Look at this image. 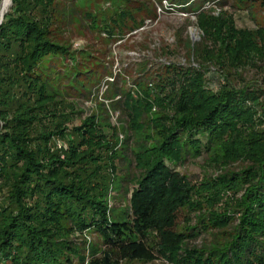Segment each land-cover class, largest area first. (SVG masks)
<instances>
[{"label": "trees", "instance_id": "16d2710c", "mask_svg": "<svg viewBox=\"0 0 264 264\" xmlns=\"http://www.w3.org/2000/svg\"><path fill=\"white\" fill-rule=\"evenodd\" d=\"M109 1L120 10L126 0ZM166 1L199 13L203 41L187 42L197 66L152 72L143 63L134 91L111 77L109 106L99 102L70 129L83 111L66 89L90 94L97 75L57 35L79 4L86 17L102 7L12 0L0 27V264H264V27L238 29L227 12L204 11L213 0ZM236 2L264 12V0ZM116 14V28L131 16ZM102 27L113 41L109 24ZM212 69L223 80L217 90ZM118 111L116 127L110 115ZM57 138L68 150L54 149ZM129 149L139 173L127 205L114 211L108 192L123 182L116 161ZM200 158L214 169L201 182L171 168ZM203 235L201 246L192 244Z\"/></svg>", "mask_w": 264, "mask_h": 264}, {"label": "rangeland", "instance_id": "374dc122", "mask_svg": "<svg viewBox=\"0 0 264 264\" xmlns=\"http://www.w3.org/2000/svg\"><path fill=\"white\" fill-rule=\"evenodd\" d=\"M111 2L109 0H97L102 10L97 11L95 14L93 11L94 7H91V17H86V10L88 9L82 6L84 3L82 5L79 4V8L75 10L76 18L73 19L74 21L71 20L70 23H62L60 25L61 31L57 35L59 41L71 45V51L84 52L87 58H82L79 55V64L83 65L84 69L91 70V72L97 75L95 78L97 79L96 82L94 81V85L90 86L92 88L90 94L85 92L83 96H78L73 89H66L70 94L67 97L68 101L77 104V108L83 111L82 114H79V118H74V124L69 126L70 129L74 126H80L81 120L96 112L95 107L99 102L104 103L106 107L109 106L110 102L105 100V95L107 83L113 81L111 77L116 79L115 83H117L118 88L126 87L125 89L134 91L133 83L142 77L140 68L143 63H148V68L152 72L158 70L160 67L171 64H177L186 68L197 66L190 57L191 51H188L187 42L190 41L193 46L203 41V33L198 25L196 16L199 13H185L182 9L174 7L166 0H162L161 2L156 0H126L120 10H125L127 13L131 12V16L125 17L124 24L116 28L111 21L114 18L118 19L116 13L120 10H115L114 7H111ZM252 7L253 9L250 10L244 5L240 9L237 7L236 0H213L206 4L203 10L208 11L210 8H213L215 11L214 15L217 16L222 12H227L233 16L238 29L254 30L258 27H264V12L261 10L259 4L252 5ZM12 8L13 2L6 15L11 12ZM92 15H96L94 19L96 22L94 23L95 26L91 25L93 24ZM133 19H135L136 23H133ZM105 22L113 30L111 31L113 33L110 35L114 37L113 41L108 39L109 33L104 32L105 28L102 26ZM68 67H70V63ZM68 67L64 66L61 72H69L70 69ZM214 72V69H212V72L208 76L211 77L210 87L217 90L220 84L223 83V80ZM249 74L247 76H250V80L257 79L256 76L254 77L253 72ZM122 79L125 80L126 84H122ZM65 83L66 81H62L60 84L66 85ZM120 119L124 120L121 111L110 115V123L113 126L119 127ZM2 126L0 123V128ZM102 131L107 138L113 135V130L108 127L103 128ZM67 137L69 140L74 139L71 131L67 133ZM120 137L123 138L121 132ZM58 143L63 145L62 151L68 150L67 140L54 139L53 147L55 150L58 149ZM131 145L132 143L130 142ZM122 158L116 161V165L118 167V177H121L123 182L118 184L115 189H111L110 187L108 192L109 206L115 208L114 211H118L117 207L127 205L131 192L135 187V177L139 173L138 168H136L135 158L130 149L124 153ZM171 168L190 177L193 182H201L208 172V174L214 173V169L205 165L203 158L195 161L187 160L177 168L173 166ZM232 168L238 171L240 165L236 164ZM188 215L193 218L195 216L194 213H188ZM207 238L206 235H203L193 240L192 244L201 246ZM78 240L79 242L82 241L80 238ZM88 241L92 244L98 243L96 235H89ZM123 264L170 263L164 259H160L153 263L125 262Z\"/></svg>", "mask_w": 264, "mask_h": 264}, {"label": "bare ground", "instance_id": "6f19581e", "mask_svg": "<svg viewBox=\"0 0 264 264\" xmlns=\"http://www.w3.org/2000/svg\"><path fill=\"white\" fill-rule=\"evenodd\" d=\"M11 5H12V0H3L2 7H1V10H0V18L3 15H6V13L9 11Z\"/></svg>", "mask_w": 264, "mask_h": 264}, {"label": "water", "instance_id": "95a60500", "mask_svg": "<svg viewBox=\"0 0 264 264\" xmlns=\"http://www.w3.org/2000/svg\"><path fill=\"white\" fill-rule=\"evenodd\" d=\"M4 18H5V15H3V16L1 17V20H0V27H1L2 23L4 22Z\"/></svg>", "mask_w": 264, "mask_h": 264}, {"label": "built area", "instance_id": "2783aa9c", "mask_svg": "<svg viewBox=\"0 0 264 264\" xmlns=\"http://www.w3.org/2000/svg\"><path fill=\"white\" fill-rule=\"evenodd\" d=\"M58 149H60V150L63 149V145L61 143H58Z\"/></svg>", "mask_w": 264, "mask_h": 264}]
</instances>
